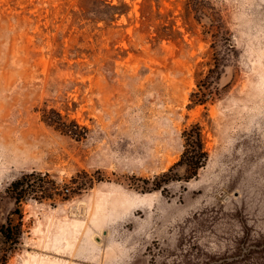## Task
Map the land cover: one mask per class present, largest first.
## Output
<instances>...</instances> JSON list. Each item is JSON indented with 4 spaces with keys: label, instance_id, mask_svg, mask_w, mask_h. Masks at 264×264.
I'll use <instances>...</instances> for the list:
<instances>
[{
    "label": "rangeland",
    "instance_id": "obj_1",
    "mask_svg": "<svg viewBox=\"0 0 264 264\" xmlns=\"http://www.w3.org/2000/svg\"><path fill=\"white\" fill-rule=\"evenodd\" d=\"M209 1L235 44L227 91L187 108L209 42L185 0H0V226L20 228L5 264H264V0ZM196 122L205 166L154 190ZM32 172L55 195L13 214L7 188Z\"/></svg>",
    "mask_w": 264,
    "mask_h": 264
},
{
    "label": "trees",
    "instance_id": "obj_2",
    "mask_svg": "<svg viewBox=\"0 0 264 264\" xmlns=\"http://www.w3.org/2000/svg\"><path fill=\"white\" fill-rule=\"evenodd\" d=\"M104 7L110 11L112 17L115 14H124L128 9V5L123 2L117 5L105 4ZM183 7L185 13L191 11L194 18L201 23L203 39L209 42V50L206 52L208 59L206 62L200 64V66L207 65V69L199 70V72L195 73V89L189 96L187 108H192L196 105L213 103L221 99L224 92L227 91L226 88L219 86L221 62L225 54L235 50V44L231 43L229 30L225 26L219 11L212 6L209 0H185ZM206 7L211 11L206 10ZM103 19L105 18L101 17V20ZM42 116L46 119V124L52 123L61 131L67 130L72 132V130L64 129L65 126L62 121L64 116L59 111L44 107L42 109ZM54 117L57 118V121L53 120ZM70 123H72L74 129H79L75 121L71 120ZM80 129L86 131V128ZM73 133L78 134L79 131L75 132L74 130ZM180 137L182 139V150L179 159L167 171L155 176L154 190L161 188L162 183L176 180L181 175L185 179L193 178L196 176L198 170L205 166L207 162L208 152L205 148L202 127L198 122L183 128ZM32 176L37 177V186L29 185V180ZM46 179L47 174L32 172L30 174H23L10 183L7 190L14 201L13 214L20 215L22 203L31 197L40 187H42L40 191L43 197L53 198V195H55L52 191L53 188L42 186L45 182H48ZM19 236L20 228L11 225L10 220L7 218L5 224L0 226V264L6 263L11 249L18 242Z\"/></svg>",
    "mask_w": 264,
    "mask_h": 264
}]
</instances>
